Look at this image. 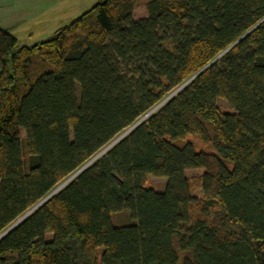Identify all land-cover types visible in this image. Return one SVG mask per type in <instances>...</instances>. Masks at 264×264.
Masks as SVG:
<instances>
[{"label":"trees","instance_id":"16d2710c","mask_svg":"<svg viewBox=\"0 0 264 264\" xmlns=\"http://www.w3.org/2000/svg\"><path fill=\"white\" fill-rule=\"evenodd\" d=\"M34 207L0 264H264V0H96L29 47L0 29V235Z\"/></svg>","mask_w":264,"mask_h":264},{"label":"rangeland","instance_id":"374dc122","mask_svg":"<svg viewBox=\"0 0 264 264\" xmlns=\"http://www.w3.org/2000/svg\"><path fill=\"white\" fill-rule=\"evenodd\" d=\"M34 8V5H43L42 22L36 24H27L18 30H13L14 35L18 39L19 46H32L40 41H45L52 37L54 32L70 23L73 19L80 16L82 13L92 7L96 0H30L28 2ZM144 1L136 5L134 10V17L138 18L144 15L143 8ZM2 18H0V28L2 25ZM216 105L221 112L230 113L232 110L226 104L225 101L217 99ZM23 137V134L20 133ZM186 140L191 141L196 151L211 152V148L202 144L196 137L188 136ZM192 173H187L190 176ZM164 179L149 178L145 187H151L156 190H161L163 187ZM113 222L117 225L126 224L129 222L126 213H119L113 216Z\"/></svg>","mask_w":264,"mask_h":264},{"label":"crops","instance_id":"0c3cea01","mask_svg":"<svg viewBox=\"0 0 264 264\" xmlns=\"http://www.w3.org/2000/svg\"><path fill=\"white\" fill-rule=\"evenodd\" d=\"M30 0H0V18L2 25L0 29L9 31L16 39L13 30H18L27 24L42 22L43 5H34L32 8ZM40 1V0H38ZM18 40V39H17Z\"/></svg>","mask_w":264,"mask_h":264},{"label":"bare ground","instance_id":"6f19581e","mask_svg":"<svg viewBox=\"0 0 264 264\" xmlns=\"http://www.w3.org/2000/svg\"><path fill=\"white\" fill-rule=\"evenodd\" d=\"M174 93H175V92H174ZM174 93H173V94H174ZM173 94H171L170 96H172ZM165 100H166V99H165ZM165 100H164V101H165ZM164 101L161 102V103H159L157 106H155V107H154L149 113H147L145 116H143L141 119H139L138 122H141V121L144 120V119H145L150 113H152V112H154L156 109H158V108L164 103ZM138 122H137V123H138ZM132 128H133V127L129 128L128 130H126V131H124L122 134H120V135H119L117 138H115V139H114V140H113V141H112V142H111L106 148L108 149V147H111L112 144H113L117 139H119V138L123 137L124 135H126V134H127ZM110 145H111V146H110ZM106 148H105V149H106ZM105 149H103L100 153H102ZM107 149H106V150H107ZM100 153H98L97 155H99ZM97 155H96V156H97ZM96 156H95V157H96ZM95 157H94V158H95ZM94 158H92L91 160H93ZM88 163H89V162H88ZM88 163H87V164H88ZM90 163H92V162H90ZM87 166H88V165H87ZM83 167H84V166H83ZM79 170H80V169H79ZM79 170H78V171H79ZM78 171H77V172H78ZM81 171H82V170H81ZM77 172H75V173H74L72 176H70L67 180L70 181L73 177H75V176L78 174ZM76 173H77V174H76ZM67 180H66V181H67ZM63 183H64V182H63ZM63 183H62V184H63ZM62 184H60L55 190L58 191V189H60V188L63 186ZM27 213H28V212H27ZM27 213H26V214H27Z\"/></svg>","mask_w":264,"mask_h":264},{"label":"water","instance_id":"95a60500","mask_svg":"<svg viewBox=\"0 0 264 264\" xmlns=\"http://www.w3.org/2000/svg\"><path fill=\"white\" fill-rule=\"evenodd\" d=\"M138 123H139V122H138ZM138 123H136L135 125H137ZM133 127H134V126H133ZM121 138H122V137H121ZM119 139H120V138H119ZM119 139H117L114 143H116ZM114 143H113V144H114ZM113 144H112V145H113ZM110 146H111V145H110ZM108 148H109V147H108ZM106 149H107V148H106ZM106 149H105V150H106ZM105 150H104V151H105ZM104 151H103V152H104ZM103 152H102V153H103ZM102 153H100L99 155H97V156H96L93 160H91L90 162L94 161V160H95L98 156H100ZM90 162H89L88 164H86L84 167H82L77 173H79L81 170H83L84 168H86L87 165L90 164ZM77 173H76V174H77ZM68 181H69V180L65 181L62 185H65ZM58 190H59V189H58ZM55 192H57V190H54V191H53L48 197L52 196ZM48 197H47V198H48ZM47 198H46V199H47ZM41 203H42V202H41ZM37 206H38V205H37ZM37 206H36V207H37ZM36 207H34L32 210H30V211H29L27 214H25L22 218H20L19 220H17L12 226H10L5 232H3V233L0 235V237L3 236V235H4L6 232H8L9 230H11L16 224H18L22 219H24L27 215H29V214H30V213H31Z\"/></svg>","mask_w":264,"mask_h":264}]
</instances>
